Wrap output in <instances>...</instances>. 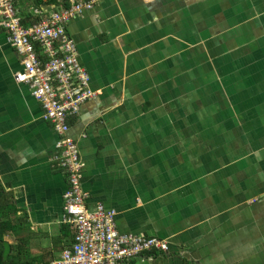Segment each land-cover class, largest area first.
<instances>
[{"label":"crops","instance_id":"0c3cea01","mask_svg":"<svg viewBox=\"0 0 264 264\" xmlns=\"http://www.w3.org/2000/svg\"><path fill=\"white\" fill-rule=\"evenodd\" d=\"M67 30L99 92L68 119L86 205L170 242L127 264H264V0H95ZM22 69L0 27V181L56 259L68 175Z\"/></svg>","mask_w":264,"mask_h":264},{"label":"built area","instance_id":"2783aa9c","mask_svg":"<svg viewBox=\"0 0 264 264\" xmlns=\"http://www.w3.org/2000/svg\"><path fill=\"white\" fill-rule=\"evenodd\" d=\"M20 1L0 0V27L22 56L23 69L16 73L17 82L30 86L32 95L42 103L44 119L53 123L59 135V164L69 181L62 223L71 226L74 240L51 264H123L168 252L167 239L119 231L115 209L98 203L90 210L86 205L88 194L81 186L83 163L78 142L69 134L68 119L99 92L90 86V74L78 60L77 46L67 25L72 17L91 10L95 0H69L68 6L56 0L51 9L31 6L30 10L42 19L30 25L22 22L17 5Z\"/></svg>","mask_w":264,"mask_h":264},{"label":"trees","instance_id":"16d2710c","mask_svg":"<svg viewBox=\"0 0 264 264\" xmlns=\"http://www.w3.org/2000/svg\"><path fill=\"white\" fill-rule=\"evenodd\" d=\"M22 1H20L21 3L17 2V5L26 3L30 7L41 8L42 5L55 2L56 0ZM63 1L66 6L70 4L69 0ZM41 19L40 14H35L31 10L23 12L22 22L24 25L39 22ZM38 52L43 60L47 59L46 55L43 54V49L38 47ZM21 211L22 208L16 203L13 192L7 191L0 181V264H51L54 260L53 253L45 252L40 255H34L30 251L27 245L30 239V224L25 215H17ZM63 232L70 240V245L68 246L70 247L74 240V232L71 226L63 223ZM7 236H14L16 242L11 243ZM130 262H134V260L126 261L125 263Z\"/></svg>","mask_w":264,"mask_h":264}]
</instances>
